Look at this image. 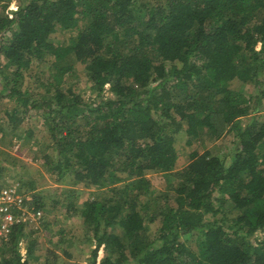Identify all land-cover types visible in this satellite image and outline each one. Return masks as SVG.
Returning <instances> with one entry per match:
<instances>
[{"label":"trees","instance_id":"trees-1","mask_svg":"<svg viewBox=\"0 0 264 264\" xmlns=\"http://www.w3.org/2000/svg\"><path fill=\"white\" fill-rule=\"evenodd\" d=\"M0 95L14 102L13 131L42 120L56 183L103 191L77 206L71 189L67 203L93 245L84 261L63 247L60 219L43 216L13 227L0 264H264V0L1 3ZM208 133L233 135L231 151L201 150ZM179 143L194 146L183 166Z\"/></svg>","mask_w":264,"mask_h":264},{"label":"rangeland","instance_id":"rangeland-1","mask_svg":"<svg viewBox=\"0 0 264 264\" xmlns=\"http://www.w3.org/2000/svg\"><path fill=\"white\" fill-rule=\"evenodd\" d=\"M7 2H10V7L13 8V6L20 3V0H2L1 3ZM59 35L62 40H67V33ZM259 47L260 45H258L257 48ZM86 80V77L82 76L80 84L83 88L82 90L84 92V95L89 96L90 91L88 89V83ZM30 84H32V79L30 77H27L24 81V85L30 86ZM13 104L14 102L11 101L10 98L0 95V125L4 126L6 131L5 144L3 145V147L5 152H10L12 156L15 157V159L13 157H10L5 161H1L3 157H0V162H2V165L5 167V170L3 171V178L2 180H0V182L2 183L3 181V183L5 184H12L14 182H18L19 180L22 181V183L24 182L27 184H24V186L26 189L29 188L28 190H32L30 189V184L34 183L35 194L46 195L48 207L47 209L49 211L43 210L44 218L49 222H52L57 218L60 219L59 222L55 225V228L63 229L65 232V234H61L63 235L64 240V242H62L63 247L72 254L73 261H84L89 256L90 249L91 247H93V245L86 241L85 236L83 235V229L81 225L82 223L78 215H68L67 203L72 200L71 189L79 191L78 198H73L77 206H79L82 201L89 196V193L93 192L94 196H102L103 191H91V189H85L84 185L81 183L78 185L56 183L50 173L51 167L43 164L41 159L43 153L46 151L45 146L42 143L46 137L42 120L36 116H26L21 121L19 126L13 131V124H11L6 115V110L11 108ZM258 114L260 117H264V111H261ZM28 128L32 129V131L34 132V136L26 139L25 134ZM9 130L12 131L9 132ZM199 146L202 148L201 150L212 149L214 152L218 153L230 152L231 146H233V135H227L222 138L216 139L214 138V136L209 135L208 133L207 135H205L204 139L200 141ZM192 148H194V146H186L183 143H179L177 145V150L179 153V166H183L188 163L189 152ZM149 175L153 174L149 173ZM155 177L157 178L153 180L154 185L157 188H165L166 182L160 179V175L156 174ZM33 192L34 191L31 192L32 195H34ZM215 195L218 196L219 194L215 192ZM55 201L58 203H55L57 204L56 207H52ZM216 201H218V203H221L222 205V202H220L219 200ZM221 215L222 213H219L218 216ZM236 215V210L232 211L229 214L230 217H234ZM211 219L213 218L211 217ZM38 236L40 246L38 252H40V254H44L46 248L52 243V241H49V236L46 232H41V234ZM70 238L72 239V241L68 243L67 240ZM54 244L56 245L55 240ZM58 250L62 257L67 258L65 257L63 250Z\"/></svg>","mask_w":264,"mask_h":264},{"label":"built area","instance_id":"built-area-1","mask_svg":"<svg viewBox=\"0 0 264 264\" xmlns=\"http://www.w3.org/2000/svg\"><path fill=\"white\" fill-rule=\"evenodd\" d=\"M0 131V152L4 148ZM20 182H14L0 189V245L10 239L13 227L19 223L39 228L43 210L33 204L31 192H22Z\"/></svg>","mask_w":264,"mask_h":264}]
</instances>
